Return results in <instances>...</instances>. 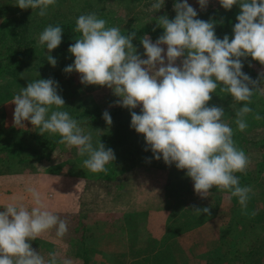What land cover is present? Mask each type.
Segmentation results:
<instances>
[{
  "label": "clouds",
  "instance_id": "clouds-1",
  "mask_svg": "<svg viewBox=\"0 0 264 264\" xmlns=\"http://www.w3.org/2000/svg\"><path fill=\"white\" fill-rule=\"evenodd\" d=\"M208 2L198 0L201 9ZM56 3L57 0H17L15 4L21 9H39L38 15L44 17ZM219 3L226 10L239 4L241 11L233 38H218L213 22L196 18L198 13L188 0H176L174 19L167 15L156 19L163 34L155 42L147 35L141 38L146 59L133 44L136 32L125 35L119 26H108L94 12L82 14L76 18L74 29L81 35L68 49L75 57L74 63L63 71L78 72L82 84L112 89L120 97L115 101L117 105L130 111L140 107L139 114L131 111V127L144 135L148 145L145 150L150 148L156 160L162 157L167 165L186 170L195 193L202 198L209 196L214 186L218 191H229L238 197L241 213L248 215L251 189L241 186L236 173H246L249 157L237 147L234 130L223 119L224 107L208 106V102L218 88L229 94L237 104L242 103L236 110L238 130L247 129L245 117L253 111L249 106L252 97L257 92L264 95V72L252 79L242 70L241 58L250 56L264 65V0ZM164 5L165 0H154L149 10L157 12ZM63 33L61 26L48 25L38 37V45L47 48V61L53 67L57 59L51 52L61 45ZM58 87V81L52 78L30 81L13 98L14 124L23 127L24 121H30L42 135H59L58 143L69 149L75 147L80 156L87 157L83 168L106 173V166L116 158L114 150L101 141L94 146L84 122L61 110L65 100ZM103 118L112 124L107 110ZM254 118L260 120L261 116L257 113ZM27 192L30 207L23 197L0 205L4 209L0 211V264H72L59 252H49L46 258L32 247V241L53 229L57 237H64L68 222L49 210L37 187H28ZM192 209L210 215L208 207Z\"/></svg>",
  "mask_w": 264,
  "mask_h": 264
},
{
  "label": "rangeland",
  "instance_id": "rangeland-1",
  "mask_svg": "<svg viewBox=\"0 0 264 264\" xmlns=\"http://www.w3.org/2000/svg\"><path fill=\"white\" fill-rule=\"evenodd\" d=\"M153 2L143 0L141 5L127 8L128 14L118 18L117 23H154L153 11L149 10ZM216 2L209 0L208 4ZM188 3L194 8L200 6L198 0H188ZM0 22L2 35L9 37L7 34L17 31L25 35L38 29L40 16L36 10L20 8L14 13L1 16ZM39 34H36L37 37ZM133 44L138 54L146 59L141 40ZM164 47L166 49V45ZM55 58V67L47 63L40 68L26 70L18 77L8 73L0 74V145L12 140L14 136L23 135L24 129H36L30 121H24L23 127L14 124L13 98L30 81L47 78L58 81V93L65 100L64 106L86 96L112 104L120 99L107 86L82 84L78 72H64V68L74 63L75 59L68 50ZM180 62L178 59L177 64ZM253 65L264 69V65L261 67L256 60ZM261 119L256 120L251 114L245 118L248 124L245 131L251 142L242 150L250 161L246 171L249 182L241 186L251 189L248 194V215L241 213L238 197L231 196L229 191L221 192L214 186L209 196L202 198L195 193L194 182L185 173L170 177V171L138 169L140 172L135 176L130 203L115 205V210L83 211L92 233L87 237V243L92 247L87 253L72 252L62 244L44 242L47 233L32 241V247L46 258L49 252H59L62 258L70 259L72 264H82L85 257L89 259L87 264H264V164L256 169L255 175L252 172L258 163L264 162V148L259 146V143H264V120ZM31 138L29 140H33ZM62 149L59 148L58 153L53 155L51 163L62 161L59 172L45 171L48 160L43 163H23L12 151L0 150V170L5 172L0 175V199L10 201L18 198L16 196L22 191L28 193V187H37L43 193L48 208L56 209L58 200L74 194L76 189L72 184L73 176H80L71 173L73 168L65 158L69 152L65 149V155H60ZM82 169L79 167L78 171L82 172ZM51 175L58 179H48ZM41 176L48 178L41 179ZM19 177L24 178V181ZM25 178L29 180L25 181ZM27 205L30 207L31 202ZM193 206L208 207L210 215L196 213ZM2 210L3 207L0 208ZM181 223L182 231L176 232ZM109 235L112 240H106Z\"/></svg>",
  "mask_w": 264,
  "mask_h": 264
},
{
  "label": "trees",
  "instance_id": "trees-1",
  "mask_svg": "<svg viewBox=\"0 0 264 264\" xmlns=\"http://www.w3.org/2000/svg\"><path fill=\"white\" fill-rule=\"evenodd\" d=\"M16 2L17 0H0V17L18 11L20 7L15 4ZM142 2L143 0H59L55 6L49 7L46 16H40V22L37 25L38 29L35 32L31 31L23 35V33L17 31L7 34L9 37H6V34H1V29L0 74L8 73L11 76L18 77V75L26 70L40 68L42 65L49 63L47 61L48 50L45 46L38 45L39 36L37 37L36 35L38 32L41 33L48 25H59L64 30L61 45L52 50L51 55L56 57L59 53L68 50L69 46L75 43V39L81 35L75 32L74 29L76 18L82 14L94 12L99 18L105 19L108 26H119L122 34L127 35L129 32H136L137 36L133 42L140 41L145 35L149 36L152 40H157L163 34L164 29L157 27L156 19L163 15H167L169 19H174L176 12L173 5L176 0L172 2L168 0V3H165L162 9L157 12L153 11L154 15L152 19L155 20L154 23L141 22L127 25L117 23L118 18L123 17L124 14H128L127 8L131 9L132 6L141 5ZM195 9L198 13L196 18L214 23L215 33L218 38L223 39L225 35L233 38V28L235 23H238L236 17L241 11L239 4L234 5L231 10H226L220 5L219 0H217L216 3H209L204 9H201L200 6ZM36 11L38 13L39 9ZM154 28L156 29L155 31H153ZM254 61L250 56L242 58L244 64L242 70L255 80L261 72H264V69L254 66ZM257 63L262 67L259 61ZM211 95L212 100L208 102V106L216 105L224 107L225 116L223 119L234 130L233 138L237 147L243 149L244 146L246 147V144L251 142V139L250 136H247L248 133L246 131H239L235 123L236 110L242 106V103L237 104L229 94L222 93L219 88L216 93H212ZM89 97L74 99L72 103H66L67 105L61 110L69 112L73 118L84 122L83 126L86 131L92 133L94 146L101 141L106 148L114 150L116 158L106 166L108 169L106 173H92L85 168L82 169V172L78 171L79 167H83V160L87 157L80 156L75 147L68 149L66 145L58 143L60 139L59 135H51L49 133L42 135L39 133L38 128L33 131L24 129L23 135L14 136L12 140L0 145V150L6 149L7 151H12L23 163L34 161L43 163L45 160H48L49 163L46 164L45 171L59 172L62 161L59 160L57 163L51 165L53 155L54 153H58L59 148H64L61 150L62 153L60 155H65L63 151L67 149L68 151L66 152L69 153L66 154L69 155H66L65 158L71 163L73 168L71 169V173L84 175L87 178L88 188L102 192L115 205H121L132 200L131 195L134 192L133 183L135 176L140 172L138 169L146 171L150 169H162L170 171V177L173 174L186 173V170L177 169L175 164L171 166L167 165L162 157L160 160H156L150 148L147 151L145 150L148 148V145L146 144L144 135L137 133L131 127V111H136L139 114L141 111L140 107L130 111L128 108L120 105L95 101ZM249 106L253 109L249 114L255 117L258 113L264 120V97L257 92L253 95L252 103ZM106 110L112 117L113 122L111 125H108L103 118V113ZM30 138L33 140H29ZM259 146L264 148V143H259ZM261 164H264V162L258 163L253 168L255 169L252 170L253 175L257 173L256 169H260ZM3 173L5 172L0 170V175ZM236 175L239 176L241 185L249 182L247 173H236ZM20 197H23V194H20ZM4 204L6 203H1L0 205ZM50 211L68 222V232L61 238L55 235V229L50 230L47 232V238L44 242L62 244L72 252L87 253L92 248L87 243V237L92 235V233L85 221L86 215L79 206V200H75L73 204L65 206L60 211ZM182 227L183 224L181 223L176 232L182 231ZM112 232L115 233L114 231ZM106 238V240H112L111 235ZM149 246L150 244L147 245V247ZM87 262H89V259L85 257L82 264H87Z\"/></svg>",
  "mask_w": 264,
  "mask_h": 264
},
{
  "label": "crops",
  "instance_id": "crops-1",
  "mask_svg": "<svg viewBox=\"0 0 264 264\" xmlns=\"http://www.w3.org/2000/svg\"><path fill=\"white\" fill-rule=\"evenodd\" d=\"M161 171H163L161 169ZM43 175V174H42ZM52 176V175H51ZM41 179H45V178H48L46 176H41L40 177ZM19 179H24V178H20ZM27 179V178H25ZM48 179H51V180H57L58 178H55L54 175L52 177H49ZM86 177L85 176H73V180H72V184H73V188H75V192L73 195L71 196H66L65 198H61L60 200L57 201L56 203V209L53 208L51 209L49 207V210H59V208L61 207H64V206H67L69 204H73L75 200H79V206L80 208L84 211L86 209L87 210H95V211H108V210H113L114 209V206L115 204L110 201L102 192H99V191H96V190H92V188H88V184H87V181H86ZM29 180V179H27ZM42 183L39 182V185ZM23 194V202L26 203V205L31 202V197L29 195V193H24L22 191ZM137 196V195H135ZM16 197L20 198V194L17 195ZM86 200H85V199ZM15 199V198H14ZM12 199V200H14ZM17 199V198H16ZM28 199V201H27ZM30 199V200H29ZM10 200V201H12ZM10 201H4L3 198L2 200L0 199V204L1 203H8ZM132 200H130L128 203H130ZM85 202L84 206H83V203ZM95 202V203H94ZM127 203V204H128ZM103 204V205H101ZM107 206V207H103V206ZM83 206V207H82ZM101 207V208H98ZM89 207H93V208H89ZM115 210V209H114Z\"/></svg>",
  "mask_w": 264,
  "mask_h": 264
}]
</instances>
